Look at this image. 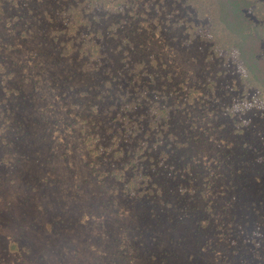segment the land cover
<instances>
[{
  "label": "rangeland",
  "instance_id": "374dc122",
  "mask_svg": "<svg viewBox=\"0 0 264 264\" xmlns=\"http://www.w3.org/2000/svg\"><path fill=\"white\" fill-rule=\"evenodd\" d=\"M191 19L0 0V264L263 263L264 109Z\"/></svg>",
  "mask_w": 264,
  "mask_h": 264
},
{
  "label": "trees",
  "instance_id": "16d2710c",
  "mask_svg": "<svg viewBox=\"0 0 264 264\" xmlns=\"http://www.w3.org/2000/svg\"><path fill=\"white\" fill-rule=\"evenodd\" d=\"M100 1L107 4L109 0ZM115 2L118 4L120 0ZM183 3L189 5L193 11V19L188 23L192 24V28L186 29L188 35L207 42L209 55L235 62L243 87L252 89L251 96L244 97V101L264 109V55L261 50V41L264 39V1L183 0ZM110 11L116 12L117 9ZM193 20L197 21L195 25ZM87 44L93 46H88L90 51L84 50L83 54L91 61L95 58L92 52L96 50L98 44L92 43L91 40H88ZM135 67H141V63L137 62ZM157 110L161 113L165 112L161 107H157ZM231 111L232 108L229 112ZM138 131L135 125L131 135ZM122 132V128H118V133ZM127 185L129 186L130 182H127ZM251 252L257 251L253 249ZM256 264H264V261Z\"/></svg>",
  "mask_w": 264,
  "mask_h": 264
}]
</instances>
